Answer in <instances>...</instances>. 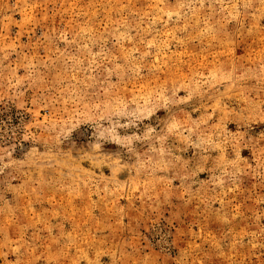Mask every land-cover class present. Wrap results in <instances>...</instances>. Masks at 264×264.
Returning <instances> with one entry per match:
<instances>
[{
    "label": "rangeland",
    "instance_id": "rangeland-1",
    "mask_svg": "<svg viewBox=\"0 0 264 264\" xmlns=\"http://www.w3.org/2000/svg\"><path fill=\"white\" fill-rule=\"evenodd\" d=\"M0 264H264V0H0Z\"/></svg>",
    "mask_w": 264,
    "mask_h": 264
}]
</instances>
